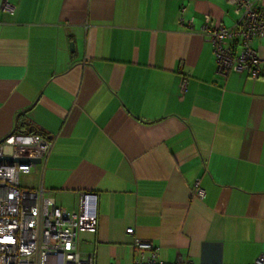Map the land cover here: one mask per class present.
<instances>
[{"label":"crops","instance_id":"obj_1","mask_svg":"<svg viewBox=\"0 0 264 264\" xmlns=\"http://www.w3.org/2000/svg\"><path fill=\"white\" fill-rule=\"evenodd\" d=\"M7 1L15 11L0 9V142L14 133L53 142L25 188L43 187L70 211L81 194L97 196L98 226L81 234L83 257L133 264L139 239L159 248L162 264H256L264 72L257 81L222 78L200 33L207 19L232 27L233 6ZM190 20L193 32L182 24ZM255 47L264 60V40Z\"/></svg>","mask_w":264,"mask_h":264},{"label":"built area","instance_id":"obj_2","mask_svg":"<svg viewBox=\"0 0 264 264\" xmlns=\"http://www.w3.org/2000/svg\"><path fill=\"white\" fill-rule=\"evenodd\" d=\"M237 16L227 28L207 19L202 37L212 45L217 73L247 74L253 81L264 72V60L255 45L264 40V8L259 0H226ZM0 9L14 13L7 0ZM182 24L193 32V20ZM188 79L183 82V89ZM53 142L38 135L12 134L0 142V159L40 160L45 164ZM36 164L0 163V264H95L93 254L83 257L81 234L95 232L98 226L97 196L81 194L78 211L58 206L43 187L28 189L21 177L32 175ZM195 194L203 199L205 191L196 185ZM134 235L133 229L126 231ZM137 257L133 264H162L160 250L152 242L136 239ZM256 264H264V254Z\"/></svg>","mask_w":264,"mask_h":264},{"label":"water","instance_id":"obj_3","mask_svg":"<svg viewBox=\"0 0 264 264\" xmlns=\"http://www.w3.org/2000/svg\"><path fill=\"white\" fill-rule=\"evenodd\" d=\"M29 163V162H33L34 164L36 165H39L41 164V161L40 160H32V161H29V160H16V159H13L11 157H5L3 159H0V163Z\"/></svg>","mask_w":264,"mask_h":264},{"label":"rangeland","instance_id":"obj_4","mask_svg":"<svg viewBox=\"0 0 264 264\" xmlns=\"http://www.w3.org/2000/svg\"><path fill=\"white\" fill-rule=\"evenodd\" d=\"M34 182L35 180H34V177H32V175L21 177V183L23 187H29L33 185Z\"/></svg>","mask_w":264,"mask_h":264},{"label":"trees","instance_id":"obj_5","mask_svg":"<svg viewBox=\"0 0 264 264\" xmlns=\"http://www.w3.org/2000/svg\"><path fill=\"white\" fill-rule=\"evenodd\" d=\"M18 127H20V126H18ZM30 135H38V136L44 137V136H42L41 134H30ZM44 138H45V137H44Z\"/></svg>","mask_w":264,"mask_h":264}]
</instances>
